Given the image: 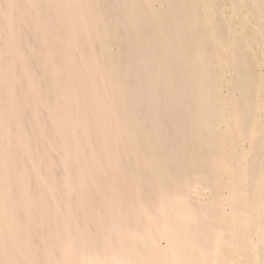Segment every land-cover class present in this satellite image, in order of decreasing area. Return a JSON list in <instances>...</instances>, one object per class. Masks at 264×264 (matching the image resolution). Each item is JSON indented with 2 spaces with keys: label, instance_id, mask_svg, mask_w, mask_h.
I'll use <instances>...</instances> for the list:
<instances>
[{
  "label": "bare ground",
  "instance_id": "obj_1",
  "mask_svg": "<svg viewBox=\"0 0 264 264\" xmlns=\"http://www.w3.org/2000/svg\"><path fill=\"white\" fill-rule=\"evenodd\" d=\"M0 264H264V0H0Z\"/></svg>",
  "mask_w": 264,
  "mask_h": 264
}]
</instances>
